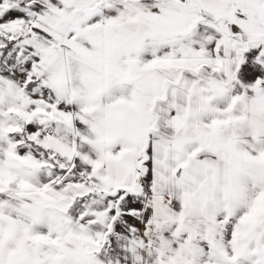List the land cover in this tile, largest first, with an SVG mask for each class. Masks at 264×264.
Here are the masks:
<instances>
[{"label":"rangeland","instance_id":"374dc122","mask_svg":"<svg viewBox=\"0 0 264 264\" xmlns=\"http://www.w3.org/2000/svg\"><path fill=\"white\" fill-rule=\"evenodd\" d=\"M67 6L66 0H0V47L1 37L21 36L0 62V264H126L143 189L106 187H124L117 174L115 183L103 182L105 98L149 101L151 135L166 128L179 141L172 161L218 152L221 187H229L220 210L228 264H264V146L241 139L264 133V103L257 98L264 96L258 71L264 55L254 50L264 41L224 39L214 22L179 41L161 29L151 33L155 38L128 29L117 34L120 55L105 71L99 40L90 39L87 49L73 45L72 54L65 48L72 42L63 36L71 27ZM79 32L73 23V38ZM246 107L251 117L242 120ZM233 141L247 165L239 164L234 177L224 151L230 158ZM171 177L168 168L165 186L181 189Z\"/></svg>","mask_w":264,"mask_h":264},{"label":"crops","instance_id":"0c3cea01","mask_svg":"<svg viewBox=\"0 0 264 264\" xmlns=\"http://www.w3.org/2000/svg\"><path fill=\"white\" fill-rule=\"evenodd\" d=\"M66 1L68 6L65 12L70 10L71 27L63 36L72 42L65 48L72 54L73 45L74 48L81 45L87 49L90 39L99 40L100 46H103V49H99L103 51V54L100 52V59L105 71L107 64L110 62L112 67L120 55L117 34L128 29L137 30L143 37L153 38L156 35L151 36V33L161 29L168 40L179 41L191 34L196 37L200 29L214 22L220 23L224 39L264 41V0ZM73 23L79 26L80 31L74 38ZM147 30L150 32L147 33ZM54 39L61 41V34ZM146 46L147 43L140 48ZM263 47L257 46L254 50L264 55ZM134 52L131 54H136ZM70 60H73V56ZM246 71L250 72V68L247 67ZM258 71L263 72V67ZM254 82L258 83L259 80L254 79ZM179 85L175 86L178 90L183 87ZM97 95L94 93L89 97ZM257 98L264 103V96ZM252 100L258 103L256 99ZM101 103L103 182L108 180V183H115L110 182V179L117 174L125 177L124 182H120L124 187H116L117 183L105 184L106 187H131L138 174L139 145L151 124V104L146 99L136 98H105ZM260 109L264 118V106ZM246 110L242 120L251 117L248 107ZM169 132L165 128L150 136L147 169L140 180L143 189V205L139 206L141 222L136 233L126 243V264H228L229 245L223 229L225 219L220 210L224 197L222 189L229 187H221L222 159L218 152L211 149L209 153L202 152L190 160L185 159L182 164L172 161L174 146L179 145V141ZM259 134L251 131L243 134L241 139L246 140L248 146L256 144L263 147L264 133ZM234 142L233 148H230V158L227 149L224 150L227 161L233 159V177L240 166H247L242 165L245 163ZM181 167L184 169L182 176H179L177 172ZM168 168H171V181L181 182V189L165 186ZM227 176L226 169L222 180L225 184Z\"/></svg>","mask_w":264,"mask_h":264},{"label":"trees","instance_id":"16d2710c","mask_svg":"<svg viewBox=\"0 0 264 264\" xmlns=\"http://www.w3.org/2000/svg\"><path fill=\"white\" fill-rule=\"evenodd\" d=\"M1 39L5 42L4 46L0 47V62L2 58L11 51V49L16 45V43L21 39V36L18 35L16 38L13 39H6L1 37ZM35 84V81L32 80L29 82V87L28 89H31V86ZM154 107L151 105L150 109V114H151V124L147 130V134L145 138L140 142L139 145V165H138V174L136 176V182L131 186V187H126V188H117V189H123L126 193H134L136 192L137 189H140L139 192L142 191L141 187V178L146 172V162L148 161V147H149V141H150V136L153 131L156 130V125L155 122H153L154 118ZM184 167H181L179 171L177 172L178 175H180V171H182ZM137 193V192H136Z\"/></svg>","mask_w":264,"mask_h":264}]
</instances>
